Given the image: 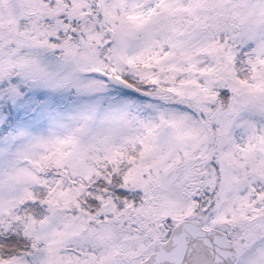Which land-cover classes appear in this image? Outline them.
I'll return each mask as SVG.
<instances>
[{
    "label": "snow or ice",
    "instance_id": "snow-or-ice-1",
    "mask_svg": "<svg viewBox=\"0 0 264 264\" xmlns=\"http://www.w3.org/2000/svg\"><path fill=\"white\" fill-rule=\"evenodd\" d=\"M0 264H264V0H0Z\"/></svg>",
    "mask_w": 264,
    "mask_h": 264
}]
</instances>
